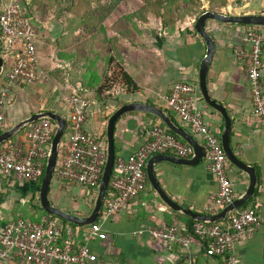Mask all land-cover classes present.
Listing matches in <instances>:
<instances>
[{
    "label": "crops",
    "instance_id": "1",
    "mask_svg": "<svg viewBox=\"0 0 264 264\" xmlns=\"http://www.w3.org/2000/svg\"><path fill=\"white\" fill-rule=\"evenodd\" d=\"M127 1L116 6L100 24L104 34L101 38H92L91 30L94 28L87 21L83 20L76 25L69 21H54L48 19L51 18L50 11L39 9L34 20L37 27L36 45L48 77L35 84H22L13 89L5 109L9 127L7 130L33 114L46 112L44 108L49 103L48 95L54 85L49 72L56 70L65 72L62 78H65L67 91L81 90L94 100L95 107L89 112L85 127L89 131L106 135V139L108 120L117 110L118 104L119 108L130 102L155 104L167 110L174 122L186 129L202 145L200 161L196 163L181 164L165 160L157 163L155 170L158 180L168 195L185 208L200 214H217L224 208L216 211L208 209L211 197L219 191V183L209 168L204 141L177 114L170 113L159 97L160 94L170 93L177 82H199L200 65L206 55L207 45L195 29L196 18L188 17L183 22H178L175 29L168 31L163 28L161 20L151 14L147 19L135 16L131 24L133 36L128 37L121 31L122 28H128V22L122 23L121 18L137 13L143 8L144 2ZM0 2L3 3V0ZM222 12L236 15L264 14V0H228V5ZM228 25L212 20L207 24L208 31L217 42L208 74V88L210 94L230 111L233 121L231 145L234 153L257 176L255 192L245 202V208L258 206L259 214L264 217V124L252 113L249 62L247 59H238L234 52L237 46L249 49L246 44L247 30L245 27ZM1 43L0 56L5 60V72L11 67L12 57L3 56L2 38L0 45ZM110 58L115 60L111 73V65L107 62ZM107 70L109 76H117L121 71L128 74L137 90L128 91L118 81L114 88H101L106 83ZM57 89L55 87L54 90ZM198 95L203 98L202 92L198 91ZM49 106L69 123L65 103L50 102ZM201 106L206 112L207 123L222 139L224 117L208 104L202 103ZM162 122L160 117L144 111L124 114L115 128L117 157L135 154L148 139L152 127ZM55 125L57 129V124ZM27 127L4 143H17L25 150L28 146ZM164 154L178 156L173 152ZM157 155L159 154L148 159L146 172L149 161ZM195 157L197 154L194 148L192 156L181 158L193 160ZM229 163L236 200L248 191L251 179L248 172L232 164L230 160ZM33 187V184L0 170V235L8 220L47 217L36 209L37 202L40 203V192L39 198H35ZM152 187L151 183L146 186L132 208L123 209L114 218L104 222L108 239L90 243L98 254V261L90 264H221L220 258L207 255L205 245L200 241L193 242L190 248H184L180 244L151 237L148 230L162 224H176L180 229L190 227V216L173 210ZM50 199L54 205L80 216L90 215L95 206H92L78 185L66 184L63 190L53 188ZM1 250L0 239V252ZM234 251L240 264H264V224L255 233L239 240ZM0 264L29 263L6 259L0 260Z\"/></svg>",
    "mask_w": 264,
    "mask_h": 264
},
{
    "label": "built area",
    "instance_id": "2",
    "mask_svg": "<svg viewBox=\"0 0 264 264\" xmlns=\"http://www.w3.org/2000/svg\"><path fill=\"white\" fill-rule=\"evenodd\" d=\"M37 28L26 6L20 0H8L0 11V38L3 56L12 57L11 67L0 83V131L6 128L5 109L13 89L22 84H35L46 79L36 45ZM246 44L234 48L238 59H247L248 77L253 95V115L264 124V31L251 28ZM2 49V43L0 50ZM2 75V76H3ZM1 76V77H2ZM161 101L191 130L202 137L207 148L210 170L216 175L219 191L211 197L210 211L231 204L236 193L230 177V163L220 134L206 120L195 83L177 82L170 93L160 94ZM68 109L69 132L60 145L55 171L60 179L82 188L87 198L98 193L107 160V150L100 136L87 132V111L92 100L76 90L64 96ZM56 125L43 118L30 125L28 146L24 150L17 143L0 146V170L11 173L23 182L38 184L44 177ZM64 139V138H63ZM107 149V145H106ZM173 152L181 157L194 154V147L178 139L162 125L152 127L148 139L140 149L128 157L115 160V175L111 178V192L98 221L83 230L79 226L64 225L48 217L32 221L23 217L8 221L1 231L0 260H21L29 264H90L98 261V254L90 243L107 240L104 222L121 210L132 208L136 198L145 190L148 181L146 163L155 154ZM113 171V172H114ZM264 224L258 206L238 208L229 216L227 225L197 221L180 229L176 224H162L149 229L151 237L167 243L190 248L193 242L205 245L208 256H221V264H240L234 249L244 236L253 234ZM83 237L84 243H81Z\"/></svg>",
    "mask_w": 264,
    "mask_h": 264
},
{
    "label": "water",
    "instance_id": "3",
    "mask_svg": "<svg viewBox=\"0 0 264 264\" xmlns=\"http://www.w3.org/2000/svg\"><path fill=\"white\" fill-rule=\"evenodd\" d=\"M211 20L226 24H242L251 27H264V14L236 15V14H226L223 12H216L213 10H207L203 12L195 22L196 31L205 40L207 45L206 55L201 62L200 71H199V83H200L203 99L209 106L217 110L225 119V128L222 134L223 147L230 162L249 173L251 182L248 191L243 196H241L240 198L236 199L231 204L226 206L219 213L211 214V215L195 213L190 209L185 208L178 202H176L172 197L168 195V193L164 190L160 181L158 180V177L156 175L155 165L159 163L161 160L177 162L181 164L196 163L197 161H200L199 158L201 155L200 150L202 149V145L200 144V142L196 140V138L192 134L186 131V129L177 125L172 119V117L169 115V113L166 112L163 108L150 103L130 102L118 108L108 120L106 165L98 189V195L96 198L94 209L92 213L88 216H80L78 214L66 211L54 205L50 199L51 185L58 163L60 145L62 143V140L65 136L68 127V122L64 116H62L57 112L36 113L30 116L29 118L23 120L19 124L15 125L14 127L10 128L9 130L0 133V144H3L4 142L14 137L25 126H29L32 123L41 120L43 118H50L57 124V129L51 143L45 174L40 189V206L47 213L51 215H55L59 218L64 219L69 223L78 226H87L98 221L102 213L103 207L105 205V201L109 191V185L111 183V178L115 167V160H116L115 128L118 120L124 114L132 111H144L160 117L171 131H173L175 134L181 137L185 142H187L188 144L192 145L195 148L197 157H195L193 160H186L184 158L174 155L159 154L154 158H152L147 165V175L150 183L157 191L159 196L162 198V200L173 210L183 212L184 214L189 215L190 217L198 221H203L207 223H216L229 218L230 214L234 210L238 209L239 207H242L245 204V202H247L253 196L257 185V176L253 171V169L249 168V166H247L240 158H238V156H236V154L233 151L231 145V132L233 127V121L230 111L223 103L219 102L210 94L208 88L209 69L214 59V55L217 48L216 39L208 31L207 28L208 21ZM4 66H5V60L3 57L0 56V78L4 73Z\"/></svg>",
    "mask_w": 264,
    "mask_h": 264
},
{
    "label": "trees",
    "instance_id": "4",
    "mask_svg": "<svg viewBox=\"0 0 264 264\" xmlns=\"http://www.w3.org/2000/svg\"><path fill=\"white\" fill-rule=\"evenodd\" d=\"M59 1H61V0H20L22 5H24L28 8L29 13H30L33 21L35 20V15L38 12V8H42V7L44 9L45 8H52L53 6L59 5ZM126 1L127 0H71L70 8H68V12L70 14L69 16H72L70 23H75V25H76L79 22H83V20L87 21V22L91 23V25L94 28L91 30V33L93 34L92 38H101L102 36H104V34L102 33V28H101L100 24L106 19V17L109 15V13L116 6H118L120 3L126 2ZM142 1L144 2V6L141 10H139L137 13L127 15V16L125 15L121 18L122 23L128 22V25H127L128 28H125V29L122 28L121 29L123 35L128 36V37L133 36V33H131L133 31L131 24H132L133 18L135 16H138L139 18L142 17L143 19H147L148 18L147 16L151 14L154 17L161 20L163 28L167 29L168 31H171V30L175 29L178 22H183L188 17H195L197 20V18L203 12H205L207 10L222 12V9H224L228 5V0H142ZM7 2H8V0H3V3L0 2V11L3 9L4 4H7ZM65 3L68 4L69 0H65ZM228 26L245 27L247 31L251 28H257L260 31H264V27H251V26L242 25V24H229ZM247 31H246V33H247ZM36 44H37V41H36ZM81 46H80V48H81ZM114 61H115L114 58H110V60L107 61V62H109V66L111 65L109 67L110 73H111V70L113 68L112 65L115 63ZM64 73L65 72L61 71V70H56L55 72H49V78L54 82L53 89L51 90V92L48 95L49 96V103L50 102H55L57 104L64 103V95L67 96V95L71 94L72 92H74V90H72V89L67 91L65 78H62ZM4 77H5V75H3L0 78V83L4 80ZM106 78H107L106 83L101 88H104V89L114 88L116 85L115 83L118 81L123 85V87L127 88L128 91L132 92V91L137 90L136 86L130 80L128 74H126L122 71L117 76H115L114 74H113V76H109L108 70H107V77ZM185 82L195 83L198 86L199 93L201 92L200 85H199L198 81H195V82L185 81ZM55 87H58V89L56 91L54 90ZM132 87H134L133 90H132ZM76 91L78 93H80L81 95L86 96L85 93L82 92L81 90L76 89ZM200 101H201V105H202V103L207 104V103H204V100L202 97L200 98ZM49 103L44 108V111L56 112L55 109H53V108H51V106H49ZM123 103H126V101H123ZM93 106L95 107L94 100H92V103H91V105L87 111V114H89V112L91 110H93ZM116 108L117 109L119 108V104L116 106ZM167 109L169 112L171 111L169 108H167ZM156 125H162L170 133H172L178 139L182 140L181 137H179L177 134H175L173 131H171L163 122H162V124H156ZM68 126H69V123H68ZM8 128L9 127L7 125L6 128H4L3 130L0 131V133L4 132ZM29 129H30V126H28L26 128L27 131ZM68 132H69V130L66 131L63 141L67 140ZM87 132L92 133L95 136H100V138H102V140L104 141V150H106V145H107L106 135L104 136V135H101L99 132L89 131V130H87ZM4 144H0V146H3ZM116 158H117V155H116ZM44 174H45V172H44ZM114 175H115V171L113 172L112 180L114 178ZM42 181H43V178H42L40 183L33 184V186H34L33 187V193H34L35 198L36 197L39 198V192L41 189ZM66 184H68V183H66L65 181L60 179L57 175H54L53 181H52V189L54 188L56 190H59V189L63 190L65 188ZM149 184H150V182L148 180L146 186H149ZM52 189H51V191H52ZM110 192H111V184L109 185L108 195ZM84 196H86V194H84ZM96 196H97V193L95 192V194L92 195V198L90 200L92 206L95 205ZM245 207H246V204L242 208H245ZM36 209L38 212L47 216L48 218L58 220L60 223L66 225V226L71 225L74 227H78V225L69 223L62 218H59L55 215H51V214L47 213L40 206L39 202H37V204H36ZM23 218H25V217H23ZM42 218L37 217V218H26V219H29L32 221H41ZM189 220H190L189 226H191V227L193 226V224L195 222H197L196 220H194L191 217H189ZM228 222H229V218L226 219L225 221L218 222V223L225 226V225H227ZM79 227L81 229L85 230V229L89 228L90 225L79 226ZM80 241H81V243H84L83 237H80ZM213 257L220 258L221 262H222L221 256H213ZM18 261H21V260H18Z\"/></svg>",
    "mask_w": 264,
    "mask_h": 264
},
{
    "label": "rangeland",
    "instance_id": "5",
    "mask_svg": "<svg viewBox=\"0 0 264 264\" xmlns=\"http://www.w3.org/2000/svg\"><path fill=\"white\" fill-rule=\"evenodd\" d=\"M128 2V1H127ZM71 5V0H69V3H65V0H61L59 1V5L57 6H53L52 8H43L44 10L50 11L51 12V18L48 17V19H52L54 21H64V22H70V20L72 19V16H69V12H68V8H70ZM28 9V8H27ZM41 8H38V11ZM29 12V10H28ZM45 12V11H44ZM38 13V12H37ZM30 14V13H29ZM31 16V15H30ZM32 18V17H31ZM36 18V17H35ZM37 28V27H36ZM9 221V220H8Z\"/></svg>",
    "mask_w": 264,
    "mask_h": 264
}]
</instances>
